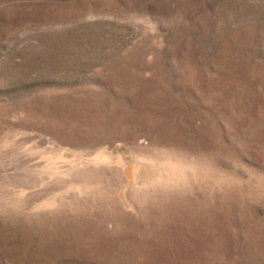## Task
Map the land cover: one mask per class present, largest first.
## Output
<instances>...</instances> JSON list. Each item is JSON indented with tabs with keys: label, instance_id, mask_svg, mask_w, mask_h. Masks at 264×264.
<instances>
[{
	"label": "rangeland",
	"instance_id": "obj_1",
	"mask_svg": "<svg viewBox=\"0 0 264 264\" xmlns=\"http://www.w3.org/2000/svg\"><path fill=\"white\" fill-rule=\"evenodd\" d=\"M0 264H264V0H0Z\"/></svg>",
	"mask_w": 264,
	"mask_h": 264
}]
</instances>
